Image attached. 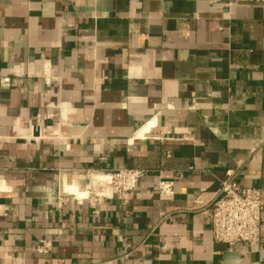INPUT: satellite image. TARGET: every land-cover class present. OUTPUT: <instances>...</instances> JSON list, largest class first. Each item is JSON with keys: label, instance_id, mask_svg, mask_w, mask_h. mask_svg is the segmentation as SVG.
I'll list each match as a JSON object with an SVG mask.
<instances>
[{"label": "crops", "instance_id": "obj_1", "mask_svg": "<svg viewBox=\"0 0 264 264\" xmlns=\"http://www.w3.org/2000/svg\"><path fill=\"white\" fill-rule=\"evenodd\" d=\"M226 170L264 197V4L0 0V264H264V206L213 241Z\"/></svg>", "mask_w": 264, "mask_h": 264}, {"label": "built area", "instance_id": "obj_2", "mask_svg": "<svg viewBox=\"0 0 264 264\" xmlns=\"http://www.w3.org/2000/svg\"><path fill=\"white\" fill-rule=\"evenodd\" d=\"M234 3H258L264 4V0H233ZM10 78L2 79L8 83ZM86 173L93 176L92 170ZM144 170L139 168L119 167L109 170L110 186L116 198L122 203H127ZM157 188L160 192L171 193V184L159 182ZM91 189V188H90ZM88 190V189H87ZM93 190H88L87 196L91 198ZM83 200L77 198V201ZM264 197L262 191L254 186H242L237 181V174L232 170L224 172V178L220 180L217 196L207 207V215L211 221L212 238L214 242L234 245L241 242H254L258 240ZM52 246L50 240H43L37 251L47 253Z\"/></svg>", "mask_w": 264, "mask_h": 264}, {"label": "bare ground", "instance_id": "obj_3", "mask_svg": "<svg viewBox=\"0 0 264 264\" xmlns=\"http://www.w3.org/2000/svg\"><path fill=\"white\" fill-rule=\"evenodd\" d=\"M141 134V133H140ZM143 135V134H142ZM100 174V173H99ZM70 177V176H68ZM71 179V178H70ZM94 179V178H93ZM81 180V179H80ZM91 182L93 183V180L91 179ZM91 183V184H92ZM96 184V183H95ZM101 186V185H99ZM3 187L4 185H0V190H3ZM81 187V186H80ZM99 188V187H98ZM92 189V188H91ZM65 190L70 192V193H73L76 195L77 198H84L85 196H87L88 194V190L87 189H82L79 188V186L75 185V184H66L65 185ZM97 190V189H96ZM111 192V191H110ZM110 194V193H109ZM80 200V199H79Z\"/></svg>", "mask_w": 264, "mask_h": 264}, {"label": "rangeland", "instance_id": "obj_4", "mask_svg": "<svg viewBox=\"0 0 264 264\" xmlns=\"http://www.w3.org/2000/svg\"><path fill=\"white\" fill-rule=\"evenodd\" d=\"M86 179L88 180V183H89L87 189L88 190H93V189H90V188H92V184H90V181H89L90 180V177L89 178H86Z\"/></svg>", "mask_w": 264, "mask_h": 264}]
</instances>
